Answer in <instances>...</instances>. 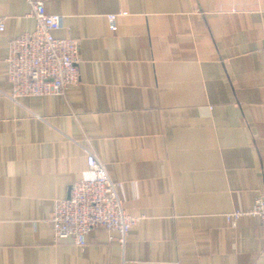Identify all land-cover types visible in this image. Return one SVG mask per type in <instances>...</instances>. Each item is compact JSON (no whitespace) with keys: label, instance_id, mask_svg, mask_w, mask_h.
Segmentation results:
<instances>
[{"label":"crops","instance_id":"crops-1","mask_svg":"<svg viewBox=\"0 0 264 264\" xmlns=\"http://www.w3.org/2000/svg\"><path fill=\"white\" fill-rule=\"evenodd\" d=\"M79 42L80 83L11 98L26 0H0V264H264V0H49ZM118 14L117 30L108 15ZM93 150L141 219L85 246L47 223Z\"/></svg>","mask_w":264,"mask_h":264},{"label":"built area","instance_id":"built-area-1","mask_svg":"<svg viewBox=\"0 0 264 264\" xmlns=\"http://www.w3.org/2000/svg\"><path fill=\"white\" fill-rule=\"evenodd\" d=\"M26 1L36 19V27L33 32L10 41L6 61L13 86L11 98L65 94L71 85L81 80L79 42L75 38L54 35V31L62 27L63 16L48 13L46 2L49 0ZM117 16L108 15L112 30L118 28ZM5 28V19L0 16V32ZM87 163L94 177L72 184L70 196L56 201L47 223L54 229L57 241L71 238L76 245L85 246L87 234L101 228L118 232L124 244L141 217L126 212L118 184L95 151L87 150ZM243 215L259 217L264 232V194L249 210H235L226 214V218L235 224Z\"/></svg>","mask_w":264,"mask_h":264}]
</instances>
